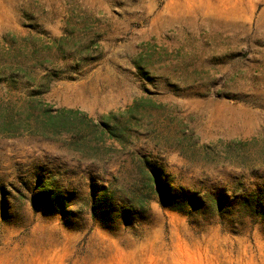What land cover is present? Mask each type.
<instances>
[{
    "label": "rangeland",
    "instance_id": "1",
    "mask_svg": "<svg viewBox=\"0 0 264 264\" xmlns=\"http://www.w3.org/2000/svg\"><path fill=\"white\" fill-rule=\"evenodd\" d=\"M0 264H264V0H0Z\"/></svg>",
    "mask_w": 264,
    "mask_h": 264
},
{
    "label": "trees",
    "instance_id": "2",
    "mask_svg": "<svg viewBox=\"0 0 264 264\" xmlns=\"http://www.w3.org/2000/svg\"><path fill=\"white\" fill-rule=\"evenodd\" d=\"M60 114H76L75 110L71 109H61L59 110ZM148 180L150 181L151 189L160 195L161 201L171 208L178 209L188 201L193 204L196 202V196L192 195L190 198L181 195L178 191H176L172 186L168 184V182H164L161 180V174L156 172L155 170H149L146 173Z\"/></svg>",
    "mask_w": 264,
    "mask_h": 264
}]
</instances>
